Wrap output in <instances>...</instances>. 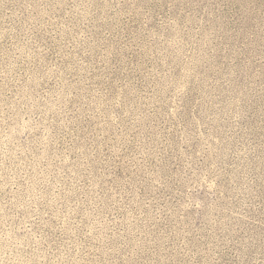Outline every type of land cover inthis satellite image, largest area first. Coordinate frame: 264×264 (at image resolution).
<instances>
[{"label":"rangeland","instance_id":"374dc122","mask_svg":"<svg viewBox=\"0 0 264 264\" xmlns=\"http://www.w3.org/2000/svg\"><path fill=\"white\" fill-rule=\"evenodd\" d=\"M0 264H264V0H0Z\"/></svg>","mask_w":264,"mask_h":264}]
</instances>
